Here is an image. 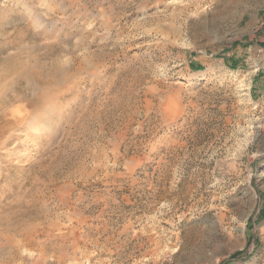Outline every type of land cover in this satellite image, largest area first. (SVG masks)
<instances>
[{"label": "rangeland", "instance_id": "rangeland-1", "mask_svg": "<svg viewBox=\"0 0 264 264\" xmlns=\"http://www.w3.org/2000/svg\"><path fill=\"white\" fill-rule=\"evenodd\" d=\"M0 264H264V0H0Z\"/></svg>", "mask_w": 264, "mask_h": 264}, {"label": "trees", "instance_id": "trees-1", "mask_svg": "<svg viewBox=\"0 0 264 264\" xmlns=\"http://www.w3.org/2000/svg\"><path fill=\"white\" fill-rule=\"evenodd\" d=\"M231 67L233 68V65Z\"/></svg>", "mask_w": 264, "mask_h": 264}]
</instances>
